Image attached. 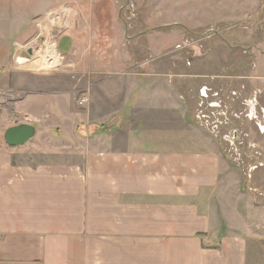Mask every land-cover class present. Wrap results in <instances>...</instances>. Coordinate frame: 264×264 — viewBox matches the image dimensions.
I'll use <instances>...</instances> for the list:
<instances>
[{
  "label": "crops",
  "instance_id": "obj_1",
  "mask_svg": "<svg viewBox=\"0 0 264 264\" xmlns=\"http://www.w3.org/2000/svg\"><path fill=\"white\" fill-rule=\"evenodd\" d=\"M135 1L0 0V125H12L14 96L21 106L31 97L14 91L30 69L67 58L94 89L80 99L86 149L69 160H17L24 144L0 137V264H249L236 171L193 122L174 78L184 74L157 76L154 40L147 58L131 52L156 28L198 26L226 0H150L133 24ZM39 51L48 56L34 62Z\"/></svg>",
  "mask_w": 264,
  "mask_h": 264
},
{
  "label": "rangeland",
  "instance_id": "obj_2",
  "mask_svg": "<svg viewBox=\"0 0 264 264\" xmlns=\"http://www.w3.org/2000/svg\"><path fill=\"white\" fill-rule=\"evenodd\" d=\"M228 2L218 12L212 8L215 15L203 9V17L196 27L182 26L183 29L172 33L169 30L173 26L156 28L160 30L141 37V48L134 47L131 52L137 51L139 57L147 58L151 54L149 41L154 40L161 49L154 53L157 76L165 77L172 72L184 74L174 78L179 90L186 94L193 122L213 137L236 171L238 210L249 223L246 232L251 244L249 264H264V132L259 121L262 112L264 115V0H240L237 6H230ZM211 3L220 4L219 1ZM149 8L150 0H136L127 10L129 19L134 24L148 14ZM141 10L145 13H139ZM54 37L57 36L48 37V45L54 44ZM48 45L42 43L36 50H45ZM40 54L35 55L34 62L42 60V54L45 58L48 56L46 51ZM67 62L65 58L59 66L44 71L30 69V74L36 76L14 80V91H27L31 97L26 106H21L19 95L14 96L16 104L10 108V123H31L37 129L34 138L17 148L16 151L22 152L17 160L29 163L69 160L70 152L81 153L86 149L82 138L87 136L88 121L80 99L90 100L88 93L93 87L86 84L85 69L76 73L75 78L73 72L77 68ZM72 68L74 71L69 70ZM100 85V79L92 81V86L99 89L95 90L98 100ZM203 87L219 93L228 107L225 115L209 108V113L204 111L210 114L208 119H196ZM114 88H117L116 82ZM53 91L61 92V98ZM232 91L236 94L232 95ZM42 92L48 95H39ZM0 114H4L3 110ZM7 123L3 121L0 125V137L8 128Z\"/></svg>",
  "mask_w": 264,
  "mask_h": 264
},
{
  "label": "built area",
  "instance_id": "obj_3",
  "mask_svg": "<svg viewBox=\"0 0 264 264\" xmlns=\"http://www.w3.org/2000/svg\"><path fill=\"white\" fill-rule=\"evenodd\" d=\"M212 92L213 91H211L208 87H203L200 91L201 99L198 103L197 112H196V119L199 121H203V120H206V118L207 119L209 118L210 114H208V113H209V111H211V110H209V108H213V112H215V111L223 112L224 115L228 111V109H227L228 107L226 104H224L223 99L220 98L219 93L218 92L212 93ZM231 94L235 95L236 92L232 91ZM210 96L213 97V99L211 101H210ZM205 110H207L208 113L204 112ZM259 121H260V127H262V124H264L263 112H262L261 117H259ZM207 122H209V121H207ZM261 130H263V129L261 128Z\"/></svg>",
  "mask_w": 264,
  "mask_h": 264
},
{
  "label": "water",
  "instance_id": "obj_4",
  "mask_svg": "<svg viewBox=\"0 0 264 264\" xmlns=\"http://www.w3.org/2000/svg\"><path fill=\"white\" fill-rule=\"evenodd\" d=\"M36 133L37 129L33 124L20 123L8 127L4 132V139L8 144L18 146L30 141Z\"/></svg>",
  "mask_w": 264,
  "mask_h": 264
},
{
  "label": "bare ground",
  "instance_id": "obj_5",
  "mask_svg": "<svg viewBox=\"0 0 264 264\" xmlns=\"http://www.w3.org/2000/svg\"><path fill=\"white\" fill-rule=\"evenodd\" d=\"M53 53H54V51H53ZM261 128H263V131H264V125H262V127Z\"/></svg>",
  "mask_w": 264,
  "mask_h": 264
}]
</instances>
